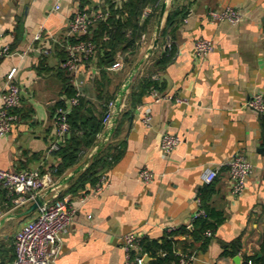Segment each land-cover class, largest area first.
<instances>
[{
  "label": "crops",
  "instance_id": "obj_1",
  "mask_svg": "<svg viewBox=\"0 0 264 264\" xmlns=\"http://www.w3.org/2000/svg\"><path fill=\"white\" fill-rule=\"evenodd\" d=\"M166 2L158 48L134 78L111 138L119 156L105 173L106 184L98 192L88 187L82 196L65 195L69 184L57 187L86 163L95 146L81 156L77 167L57 177L56 185L41 194L47 202L69 196L76 210L55 264H129L122 247L125 235L134 233L154 242L173 229L192 230L197 200L202 201L209 190L213 195L207 206L220 213L223 221L217 225L212 219L216 228L206 237V247L186 235L174 236L179 247L185 246L186 254L193 257L192 264H243L247 257L264 255V116L248 107L253 97L264 94V0H164L163 6ZM104 5L105 0H0V48L10 46L15 53L0 59V97L13 67L19 68L16 82L23 89L22 103L15 110L18 119L0 141L1 168L43 173L60 168V155L47 151L56 133V109L70 98V81L62 67L67 52L52 40L66 35L79 11H100ZM227 7L240 14L238 24L211 19L212 12ZM162 8L155 14L149 41L130 57V65L124 62L123 69L107 71L103 78L97 59L85 61L84 98L89 110H101L108 98L117 102L127 78L154 43ZM171 11L176 13L174 23L163 36ZM98 28L93 27L92 37ZM37 34L41 40H36ZM199 40L211 41L215 50L197 56L194 48ZM46 48L54 49L52 55L44 54ZM167 50L173 52V61L163 70L157 60ZM157 75L161 94L184 98L187 104L157 103L149 95L130 108L129 96L140 78L151 76L153 80ZM145 105L152 111L150 127L143 122ZM106 127L104 122L103 133ZM166 135L182 141L168 154L161 147ZM238 154L250 161L253 173L244 193L235 196L226 165ZM143 168L153 172L148 184L139 180ZM211 170H218L219 175L208 185L205 177ZM17 198L0 184V222L13 217L0 229L2 259L9 263L16 257V233L39 215L38 210L27 219L16 218L33 204L16 208ZM235 241L241 244L239 255L223 258Z\"/></svg>",
  "mask_w": 264,
  "mask_h": 264
},
{
  "label": "built area",
  "instance_id": "obj_2",
  "mask_svg": "<svg viewBox=\"0 0 264 264\" xmlns=\"http://www.w3.org/2000/svg\"><path fill=\"white\" fill-rule=\"evenodd\" d=\"M59 9V7L57 8ZM153 13V9L147 10L144 14L148 18ZM213 21H228L232 24H238L241 21L240 14L232 7H227L224 11L212 12ZM109 14L103 11L81 10L70 21L67 33L62 38H54V46L59 47L67 52V59L63 63V69L71 79L72 86L75 89L73 97L64 100V103L57 107L54 115L56 133L51 141L47 153L57 155L64 148L66 142L70 139L71 125L70 116L74 109L79 106L84 95L86 85L85 61L95 58L97 47L91 40H85L91 36L94 26L102 21H106ZM41 34L36 35V40H41ZM149 41L148 34L142 36L141 43ZM195 53L197 56L204 57L215 50L214 44L208 40H199L195 44ZM54 49H44L46 56L52 55ZM15 55L10 46L0 48V59ZM124 68V59L118 56L117 62L108 69V71H120ZM19 72L18 67H13L6 79L4 92L0 97V141L3 140L13 129L17 116L15 110L20 107L23 98V89L17 84L16 79ZM153 81H160V77L153 76ZM150 97L157 103L161 101H170L177 104H187V100L175 95H163L156 86L151 87ZM116 102L109 104V110L105 116V125H109L112 119ZM248 107L255 111L259 116H264V94H258L248 102ZM143 122L147 127L152 123L151 107L145 105L142 107ZM181 140L177 137L166 135L162 140V150L165 153H172L176 150ZM229 170L232 193L240 196L244 193L247 182L253 173V165L242 154L234 156L226 165ZM59 168L43 173L40 170H27L15 172L5 170L0 166V184L11 194L18 195L14 201L15 207L20 208L28 203H34L36 198L49 188L56 185ZM219 175L218 170H211L207 173L205 181L208 185L213 184ZM139 180L145 184L153 180V172L148 168H143L139 173ZM107 178L103 175L94 188L98 192L106 184ZM198 209L193 216V223L199 219L207 218V212L203 207L200 199L197 200ZM76 210L71 205L69 196L62 197L53 202L45 201L44 205L39 208V215L36 219L27 222L15 235L14 247L16 257L9 264H55L61 255L63 248V238L70 228ZM194 225L190 227L193 229ZM176 231V229H173ZM206 236H211V231L206 232ZM143 238L134 233L127 234L123 238L122 247L126 254V259L130 264L132 254L141 253ZM179 258L178 264H192L193 257L183 253L181 250L176 251ZM144 254L135 258L136 264H146ZM166 256V253H163ZM2 264V263H0ZM251 264V263H250Z\"/></svg>",
  "mask_w": 264,
  "mask_h": 264
},
{
  "label": "trees",
  "instance_id": "obj_3",
  "mask_svg": "<svg viewBox=\"0 0 264 264\" xmlns=\"http://www.w3.org/2000/svg\"><path fill=\"white\" fill-rule=\"evenodd\" d=\"M163 1L164 0H105V5L101 8V11L108 13L109 18L97 24L99 25L96 32L97 35L94 34L93 37L88 36L85 38V40H91L97 47V54L93 59L98 60L97 67L103 75V78H106L108 69L117 62L118 56L123 57L125 64H131L130 57L136 55L139 46L142 44V36L144 34H148L149 36L154 19L157 16L155 14L160 12ZM147 8H152L153 13L148 18H145L144 14ZM175 15L176 13L174 11L170 12L166 26L162 32L163 36L166 35L168 29L173 26ZM172 61L173 52L167 50L162 58L157 60V65L164 70ZM68 79L71 84V79ZM69 85V97H73L76 92L74 87ZM153 86L157 87L156 82L152 80L151 76L141 77L136 88H134L129 96L130 108H136L138 105L142 104L144 98L149 96L150 89ZM112 100L113 99L108 98L101 110L98 108L89 110V102L85 98L81 99L79 106L74 109L70 116V139L59 153L62 164L58 171V177L64 176L68 171L77 167L81 156L84 153H89L97 146L99 138L104 131V119L109 110L107 105ZM63 103L64 102L60 105ZM262 120L264 142V117ZM112 140L113 139H111L101 153L92 160L89 166L69 183L65 195L82 196L88 192V187H96L100 178L105 175L119 156L112 146ZM212 195L213 191L209 190L207 191V196L202 198L203 207L207 212V218L197 220L192 230L180 229L167 233L161 241L150 242L143 240L141 253L134 252L130 264H136L135 258L140 254L147 255L151 259L147 264H178L179 258L176 255V251L181 247H179V243L174 240L176 234L191 237L195 242H206V232L213 231V229L215 230L216 228L212 219L213 221L215 219L217 220V225H220L223 221L220 213L216 214L214 213L215 211H210L207 206V201ZM204 247H206L205 243ZM240 248V241L233 242L223 255V258L229 259L238 256ZM181 249V251L186 254L187 248L184 246ZM0 253L2 264H9V262H4L2 259L3 253L1 247ZM163 253H166V256H163ZM12 261H10V263ZM250 263L264 264V255L262 257L254 256L244 259L243 264Z\"/></svg>",
  "mask_w": 264,
  "mask_h": 264
},
{
  "label": "water",
  "instance_id": "obj_4",
  "mask_svg": "<svg viewBox=\"0 0 264 264\" xmlns=\"http://www.w3.org/2000/svg\"><path fill=\"white\" fill-rule=\"evenodd\" d=\"M166 8H167V2L164 4L162 11H161L160 23L158 24L156 31H155L154 43H153L151 49L149 50V52L147 53V55L145 56L143 62L140 65L136 66V68L131 72V74L127 78V81L125 82L124 87L120 93V96L116 102L111 122L109 123V125H107L106 130L103 133L100 141L98 142L94 152L92 153L91 157L86 161L85 164L78 166L70 175L64 177L60 181V183L57 185L58 188L66 186L72 180H74L77 177V175L79 173H81L83 170H85L88 167V165L92 162V160L94 158H96L101 153V151L104 149V147L110 142V140H111L112 136L114 135V133L117 129V126L119 124L120 117L122 114V110L124 107L125 99L129 93V91L131 90V88L134 87L133 86L134 78L137 76L141 66L145 63L146 60L150 59L153 56V54L155 53V51L158 48L160 37H161V23H162L161 21L163 20V17L165 15ZM45 201L46 200L42 195L38 196L36 198L35 202L25 212H23L21 215H19L16 218H18V219L29 218L30 216L35 214L41 206L44 205ZM10 218H13V217L9 216L0 222V229L3 227L4 223L7 220H9ZM150 261H151V259L148 256H145V263L147 264Z\"/></svg>",
  "mask_w": 264,
  "mask_h": 264
}]
</instances>
